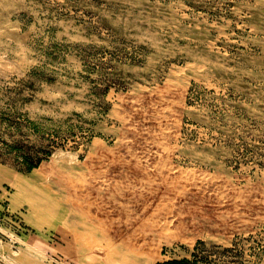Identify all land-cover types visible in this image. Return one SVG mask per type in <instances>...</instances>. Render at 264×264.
I'll use <instances>...</instances> for the list:
<instances>
[{
    "label": "rangeland",
    "instance_id": "rangeland-1",
    "mask_svg": "<svg viewBox=\"0 0 264 264\" xmlns=\"http://www.w3.org/2000/svg\"><path fill=\"white\" fill-rule=\"evenodd\" d=\"M12 201L61 264H264V0H0Z\"/></svg>",
    "mask_w": 264,
    "mask_h": 264
},
{
    "label": "crops",
    "instance_id": "crops-1",
    "mask_svg": "<svg viewBox=\"0 0 264 264\" xmlns=\"http://www.w3.org/2000/svg\"><path fill=\"white\" fill-rule=\"evenodd\" d=\"M18 177L27 179L23 175H17L14 177V180H17L16 178ZM10 207L14 210L22 211L25 221L32 224L38 231H45V227L39 229L37 226V223H39L42 217L41 215H39V213H36V210L38 209L37 205L22 204V202H19L18 204L17 201H12ZM55 215L53 217V220L55 218ZM22 238L23 239L19 241H15L13 239H0V264H49L48 257L54 253L49 251L47 248L42 249V251L46 253L45 259L43 260L42 251H39L33 247V245L38 244L40 241L42 242V236L27 233L23 234Z\"/></svg>",
    "mask_w": 264,
    "mask_h": 264
},
{
    "label": "built area",
    "instance_id": "built-area-1",
    "mask_svg": "<svg viewBox=\"0 0 264 264\" xmlns=\"http://www.w3.org/2000/svg\"><path fill=\"white\" fill-rule=\"evenodd\" d=\"M8 224L9 229L7 232L0 230V239H13L15 241L21 240L23 234H27V224L22 219V215L13 211L9 204H0V225ZM60 255L52 254L48 257L51 264H61Z\"/></svg>",
    "mask_w": 264,
    "mask_h": 264
},
{
    "label": "bare ground",
    "instance_id": "bare-ground-1",
    "mask_svg": "<svg viewBox=\"0 0 264 264\" xmlns=\"http://www.w3.org/2000/svg\"><path fill=\"white\" fill-rule=\"evenodd\" d=\"M120 143V142H119ZM101 149V148H100ZM153 159V158H152ZM17 179V178H16ZM16 181V180H15ZM134 186V185H133ZM16 187L17 189H21L23 188V182H16ZM122 189V188H121ZM127 191V190H126ZM133 193V192H132ZM50 207H54V204H50ZM79 216V215H78ZM85 217V216H84ZM95 220V219H94ZM74 222V221H73ZM77 223V222H76ZM79 225H83L84 228L86 229L87 232H93V233H101V231H97L95 230L94 228H91L89 226L86 225V222L83 220V219H80L79 222H78ZM72 235H73V239H72V246L73 247H76V248H85L86 247V243L85 241H79V238H82L83 236V232H78V231H73L72 232ZM103 235V234H102ZM104 238V237H103ZM105 241V240H104ZM103 241V242H104ZM98 242V241H97ZM100 242V241H99ZM106 245V244H104ZM140 253V252H139ZM115 256H119V257H122L124 256L123 255V252L119 251L118 249H113V246L112 248H107L106 252H105V259H112L114 258ZM125 258V256H124ZM126 259V258H125ZM95 261V260H94ZM101 260H97L95 261L94 263H97V264H101L100 263ZM126 261H128V259H126Z\"/></svg>",
    "mask_w": 264,
    "mask_h": 264
},
{
    "label": "trees",
    "instance_id": "trees-1",
    "mask_svg": "<svg viewBox=\"0 0 264 264\" xmlns=\"http://www.w3.org/2000/svg\"><path fill=\"white\" fill-rule=\"evenodd\" d=\"M40 160H37L36 162H31L29 165H28V170H32L33 168L37 167L38 164H39ZM173 263H177V264H180V262H177V261H171V262H168V264H173Z\"/></svg>",
    "mask_w": 264,
    "mask_h": 264
}]
</instances>
